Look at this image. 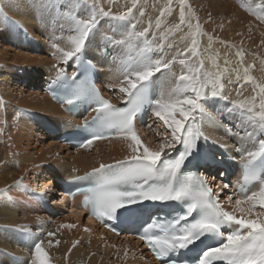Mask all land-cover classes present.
Instances as JSON below:
<instances>
[{
    "label": "bare ground",
    "instance_id": "bare-ground-1",
    "mask_svg": "<svg viewBox=\"0 0 264 264\" xmlns=\"http://www.w3.org/2000/svg\"><path fill=\"white\" fill-rule=\"evenodd\" d=\"M56 1L52 0L48 6L45 0H0V47L5 45L12 46L11 42L15 40L12 49L34 57L30 58L22 54V58L26 63H22L24 65L21 64L19 66L20 70H23V66H25L26 70L33 69V73L36 75L34 78L29 74V77L26 78V74L21 73L16 74V77L12 78L14 77V73L11 70L0 67V140L2 138V142L6 144L7 141L13 142V147L10 145L12 149L9 150L6 149L5 145H1L0 143V223L4 220L3 216L8 214L13 218L11 219L12 223L17 226L12 230L0 229V264H17L11 261L10 254L16 256V260L20 261L18 264H30L35 243L41 240L43 241L42 247L49 258V264H154V261L140 248L138 243L132 242V240L126 237L123 240L113 236L89 220H85V224L82 226L84 219L81 220L80 215L72 210L66 213V215H62L61 221L57 220V218L50 219L45 215L44 210L38 203L30 199L26 192L21 189V185H26L38 192L47 193L50 189L48 188L47 191H44V189L36 187L38 182L41 183V187L46 183L51 188L53 186V178H64L66 174H69L71 167H76L83 171L100 164L124 160L132 155L131 140L123 135H119L106 142H97L84 150L67 151L65 158L54 155L50 159L51 161H48L49 158L47 161H44L47 159L45 156L50 153L52 148L61 151H66V149L53 143L51 137L43 136L39 126L37 127V125L33 124L27 114L19 112V109L36 112L37 114L46 116L48 122L52 118H62L59 109L49 102L44 95H41L40 91L38 93H31L34 91L25 93V91L19 89L23 80L29 81L32 86L39 85L37 83H42V79L48 75V72L54 71L57 74L59 69L66 67L67 62L61 58L57 62L60 63L63 60L62 68H59L55 62L50 61L46 63L45 59H43L46 57L44 53H35L37 52V48L45 47V45L42 42L33 43L35 42V38L39 41L40 33L43 30L40 23L44 25L50 20ZM111 2L110 7H112ZM249 2L251 3V0ZM260 2L253 7L238 9L233 0H184L183 7L186 19L183 24L180 23V1L172 3L171 0L170 12L166 10L169 6V0H141L140 3L136 2L139 7H142L147 12V16L150 15L154 7L160 11V17L154 14L152 18H159L161 20V28L157 29L153 25L149 32V36L155 39L152 44L154 52L150 53L153 58L161 56V52L156 47H158V44H161L163 37L172 34L170 39L165 43L164 48L166 51H169V54L167 53L166 56H162L165 60H171L178 52H182L183 56L180 58H185V64L188 67H192L195 58L189 61L192 56L185 49L190 48L193 39H195L197 43L196 56L206 67L201 68V72L223 73L221 84L223 85V92L227 99H221L218 105L216 103L217 106L214 113L205 106L203 99L201 103L204 105V110L193 114L196 116L198 127L208 137L207 141L201 137V145L203 156H206L210 160L221 162L223 159L222 154L229 153L235 160L245 161L242 159V156L246 157L247 151H255L259 147V143L249 144L252 136L250 137L247 134L238 139L229 138L228 130L225 128L229 125H226L227 122L225 121L231 117L227 116L224 110L228 108L226 105L227 101L230 102L232 108L234 105H232V101L236 104L246 102L242 111H245L249 115L255 114V118H259V92L257 89L254 91L255 86L248 87L245 84V82H249L245 79V71L251 77L250 81H256L259 85H264V28L261 25L258 28L252 22H256L259 18L264 19V12H259V8L256 7ZM161 10H165L163 15L166 18L165 23H163ZM258 13L261 15H258ZM147 16L145 20L149 21L150 18ZM44 17H47L48 20ZM140 17L142 16L140 15ZM189 23L193 25L192 29H189ZM143 24L145 25L142 27ZM143 24H141V29L138 28L139 31L148 25L146 23ZM197 24L199 25V31L196 29ZM12 25L15 26L16 30L19 29L18 33L16 32L18 38L7 39L6 34H10L11 31L9 29L13 30ZM18 25L19 27H17ZM103 25L105 26V23ZM176 25H180V27L176 28ZM99 31L93 33V40L86 43L84 49L86 50L87 58L94 61L96 66H98L101 84L103 81L108 82V91L115 89L118 95L115 98L106 91L107 89L104 90L102 88L104 94L109 96L111 102L120 105L126 97L119 90L122 82L125 80L124 69L131 60L133 63L137 60L138 49L142 46L143 38L137 39L125 36L123 39L120 37L116 40L107 31L101 30L104 33H100ZM124 31L122 29L123 33ZM153 33L155 34L154 36ZM209 36L212 37L211 41L209 40ZM14 37L17 36L14 35ZM28 38L32 39V41L27 44ZM152 38L151 41L153 40ZM109 39L116 41L123 40L124 43L116 44V47L113 49L115 41H110ZM108 40L109 42H107ZM111 42L114 43L111 45ZM47 48L51 49L50 46H47ZM70 49V47H64L65 51ZM247 51L250 53V56L246 54ZM54 55H61V53H54ZM129 57L132 58L129 59ZM71 60H68V63H71ZM103 67L107 69L104 72L105 75L101 70ZM171 69L176 77L181 74H189L187 68L180 65L178 60L171 65ZM41 72L43 73V78L38 80L37 76ZM238 76L239 79L237 78ZM151 79L149 92L153 96L151 97L153 103L149 107V118L157 127L162 128L165 125L155 115L156 105L154 101L160 99L162 94L167 96L177 83L182 84L184 82H179L175 78L170 79L167 69H162V72L156 73ZM229 80H231V83H229ZM11 87L14 88L11 89ZM206 91L207 97L211 95L210 91L203 87L201 88L202 94ZM235 96H239L240 98L235 99ZM253 96H256L257 100L254 113L250 114L246 109L252 104ZM148 97L150 98V96ZM239 110L240 107H238L237 111ZM177 118L179 117L177 116ZM2 121L6 125L4 132L7 138L1 136ZM145 122L137 124L134 131L142 142L143 147H147L150 151H157L160 145H153L149 139H146L149 135L148 132H144V136L141 135L143 126L140 125L145 124ZM166 131L168 132L166 136L170 137L169 140H171L170 129ZM44 137H47V139ZM30 143H35L37 146H39L38 143H48V145L46 147L43 146L40 152L36 154L31 152ZM24 145L26 146L24 147ZM173 149L166 147L164 153ZM140 150L142 151L143 148ZM41 151L45 152L41 153ZM213 151H217L219 154H214ZM238 153H240V156L237 155ZM43 162H50L57 169L53 171L43 169L41 166ZM47 164L49 163L45 165ZM27 175H30V180L24 181L28 178L26 177ZM257 187L255 191H257ZM222 191L224 189L219 186L216 190V195L220 198L222 206L227 212L235 215L237 218H241L242 215L243 218H255L248 217L247 209L249 205L247 203L237 206L235 203L237 198L231 195L227 196ZM55 195L57 196V194ZM229 197H232L231 201ZM60 204L63 203L61 202ZM241 208L245 210L243 214L240 211ZM17 215H24L26 218L18 219L16 218ZM67 225H72V227H66ZM16 228L24 230L32 236L33 247L28 248V246L25 247L24 244L19 243L14 237V230ZM34 228L35 232H32ZM48 233H54V235L50 237Z\"/></svg>",
    "mask_w": 264,
    "mask_h": 264
},
{
    "label": "snow or ice",
    "instance_id": "snow-or-ice-1",
    "mask_svg": "<svg viewBox=\"0 0 264 264\" xmlns=\"http://www.w3.org/2000/svg\"><path fill=\"white\" fill-rule=\"evenodd\" d=\"M180 5V23L183 24L186 19L183 7L184 0H180ZM136 7V0H132L131 7L117 15L102 9L99 13V15L110 17L111 20L122 22L129 38H143L137 60L134 63H129L124 69L125 80L119 89L128 97L126 101L128 106H112L108 100L100 96L94 87H80L64 101L70 106L69 111L71 112V106L84 97H89L94 105L92 110L97 115L93 117L91 124H85V127L90 128L99 124L118 135L125 136L132 142V155L130 157L117 161L115 164H101L90 174L93 186L80 192L84 197L83 207L90 210L91 215L97 219L103 220L107 217V219L112 220L118 209L129 204L144 201L183 202L186 204V210L183 214L174 221L148 224L144 234L139 237L148 245L158 260L164 261L169 256L179 254L182 250L195 244L197 240L214 239L219 236L222 237L220 242L215 246L206 247L200 254L197 264H212L213 260L223 261L225 264H264V177L259 174L261 163L264 162V85H255V88L259 89L260 111L258 120L255 118V114L247 116V120L262 134L258 142L259 147L255 151H247L246 157L242 156V159L245 160L242 174L243 182L247 184L251 180H257L260 182V186L258 191H252L250 195H246L244 200L237 199L235 202L237 206L247 203L249 205L248 217L255 218H243V215L241 218H237L235 215L222 210L204 176L194 173L181 174L180 172L199 139L201 137L206 141L208 139L196 124V116L193 115L204 110L201 101L207 98V91L202 94L201 88L210 91L213 98L227 99L221 84L223 73L201 72L202 62L200 67H195V61L192 67H188L185 64V58H180L183 56L182 52H178L171 60H165L162 56L153 58L150 53L154 48L148 38L152 24L150 22L148 27L143 28V30L134 31L136 24L133 21L136 17L133 14V9ZM256 7L264 12V0H261V3ZM166 10L171 11V0H169V6ZM164 13L165 10H161V16ZM258 15L261 14L258 13ZM72 19L77 33L69 37L72 47L66 51L57 49L61 53L60 58L65 62L73 57L79 59V54L86 47V41L97 27L98 14L94 12L89 19H79L75 16ZM160 27L161 20L157 18L155 28L159 29ZM179 27L180 25H176V28ZM188 27L192 29L193 25L189 23ZM196 29L199 31L198 24ZM209 40H212L211 36H209ZM116 43H124V41L118 40ZM160 50L163 52L162 47ZM185 51L190 56H196L197 43L195 39H193L191 47ZM177 60L180 65L187 68L188 75L175 76L171 65ZM162 69L168 70L170 79L175 78L184 83H177L167 96L162 94L160 99L154 101L156 105L155 115L163 121L167 129H170L171 140L161 142L159 150L150 151L147 147H143L134 131V118L142 106L146 103H153L148 97L151 78L156 73L161 72ZM63 75L62 70H58L56 80L53 83L60 81ZM237 78L239 79V76ZM245 79L246 81L251 80L247 71H245ZM256 100L257 97L253 96L252 104L246 109L248 113H254ZM245 103L234 104L229 111L231 112L237 107L243 108ZM190 119L192 123H189ZM251 135L252 133H249L250 137ZM101 138H105L103 133L93 136L92 139L88 140V143H92L93 139ZM176 145H183V151H180L176 158H167L164 149L166 147L173 149ZM141 148H143L142 151ZM68 195L73 196L76 193H68ZM231 199L232 197H229L230 201ZM257 206L259 211L256 210ZM240 211L243 214L245 210L241 208ZM194 212L198 213V218L189 221L188 218ZM225 224H234L238 227L224 233L221 229ZM66 227H72V225ZM154 227L158 228L162 235L149 234ZM53 235L54 233H48L50 237ZM42 244V240L35 243L30 264H49L48 255Z\"/></svg>",
    "mask_w": 264,
    "mask_h": 264
},
{
    "label": "rangeland",
    "instance_id": "rangeland-1",
    "mask_svg": "<svg viewBox=\"0 0 264 264\" xmlns=\"http://www.w3.org/2000/svg\"><path fill=\"white\" fill-rule=\"evenodd\" d=\"M51 1L52 0H45V2L47 3L48 6L50 5ZM111 1H113V2H111ZM179 1L180 0H172V3H177ZM249 1L250 0H233V3L235 4V6L238 9H244V8H249L251 6L253 7L255 4L260 2V0H251V3ZM110 2L112 4V7H110ZM136 2L140 3L141 0H136ZM131 3H132V1H127V0H57L54 3V9H53V13L51 15L50 20H48L47 17H44V18H46V20H48V22L44 21V22H46L44 25L42 23H40L42 25L43 30L40 33L39 41H37V39L35 38V42H33L34 44H37L38 42H42L45 45V47L37 48L36 49L37 52H35V53H37V54H43L44 53L46 55V57H44L43 59H45L44 61L46 63L50 62V61L51 62H55L59 66V68L60 67L62 68L63 67L62 66L63 60H61L60 63L57 62V60L60 59L61 55H54V53L58 54V51H57L58 48L64 50L65 46L70 47V48L72 47L71 43L69 42L68 35L69 36H73V35L77 34L76 31H75V24H74V21H73L72 17L75 16L76 18H79V19H89L93 15L94 12L96 14H98V24H97L96 29L93 30V32L90 34L89 39H88V41H86V43H89L90 41H92L93 40V38H92L93 37V33H97L99 30H100L99 31L100 33H104L101 30L107 31L110 34V36H112L113 39H116V40L119 39L120 37H122V39L125 38V36L128 37V35H126L127 32H125L126 30H125L122 22L111 20L110 17H103V15H99V13H100V10H101L100 8H102V10L105 11V12L110 11L113 15H117L121 11H126L128 7H131ZM138 3H137V7L133 9V14L136 17V19L133 21V23L136 24V28L134 29V31H139L138 28L141 29V24H143V23H146V25L147 24L149 25V23L151 22L152 26L155 25L156 18H154V19L152 18L154 16V14H156V15H158L160 17V11H158L155 7L151 11L150 15L147 16V12L145 10H143L142 7H139ZM258 11L262 12V10L260 8L258 9ZM141 12H143V15H141ZM140 15L142 17H140ZM146 16L150 18L149 21L145 20ZM162 19L164 21L163 23H165L166 18L163 16ZM144 21H146V22H144ZM252 22L258 28H259L260 25L262 26V28H264V19L263 18H259L258 20H256V22L255 21H252ZM103 23H105V26L103 25ZM161 24H162V22H161ZM144 25L145 24H143L142 27ZM148 25L146 27H148ZM2 27H4V26H2ZM11 27H12L13 30L9 29L11 31L10 34L7 35L4 32L6 34V38L7 39L18 38V34L17 33H18L19 29L16 30L14 25H12ZM17 27H19V25ZM122 29L125 30L124 33L122 32ZM13 33L17 37H14ZM118 35H119V37H118ZM171 35L169 34V35H166L165 37H163V39L161 40V44H158V47H156V48L159 49V52H161L160 48L161 47L163 48V52L160 53L161 56H164V55L166 56L167 53L169 54V51H166L164 47H165L166 41L168 39H170ZM40 38H43V39H40ZM151 38L152 37L149 36V40L150 41H151ZM113 39L112 40L109 39V40L110 41H115V43L114 42L110 43L111 45L114 43L113 44V45H115L113 47V49H114L116 47V44H118V43H116V40H113ZM109 40L107 42H109ZM154 40L155 39H153L151 41L152 44H153ZM31 41H32V39L28 38L27 44L30 43ZM13 42H15V40L11 42L12 46L14 45ZM54 45H55V47H54ZM12 46L5 45V46H3L5 48L0 47V67H2V68L5 67V68H8V70H11L14 73L13 74L14 77H12V78H15L16 74H21V73H23V74L25 73L26 74V78L29 77L28 76L29 74L31 75V77L35 78L36 75L33 73V69L26 70L25 66H23V70H20V68H19V66H21L22 63H26V61H24L23 58H22V54H23V56H27V57H30V58H32L33 56L32 55H27L24 52L16 51L15 49H12ZM47 46L48 47L50 46L51 49H48ZM107 48H108V46H107ZM3 50H7V51H3ZM153 52H154V50H153ZM246 54L248 56H250V53L248 51L246 52ZM15 55H17V56H15ZM112 55H113V50H112ZM17 57H20L21 59L17 58ZM131 58L132 57H129V59H131ZM194 58H195V67H200L201 62L198 59V56L190 57L189 61L194 60ZM110 59H111V57H110ZM107 61H108V59H107ZM67 63H68V61H67ZM130 63H133V61L131 60ZM22 65H24V64H22ZM204 67H205V64H203L202 68H204ZM50 69H51V67H50ZM101 70H102V73H104V72H106L107 69L105 67H103ZM248 72H249V70H248ZM42 74L43 73L41 72V74L37 76L38 80L39 79L41 80L43 78ZM50 74H54V71L51 72ZM104 75H105V73H104ZM43 79H42V84L44 83ZM35 80H37V79H35ZM23 81H21V86L19 87V89H22L23 91H25V93H27L28 91L29 92L34 91V92H31V93H38L39 92L38 89H35V86H36V88H38V86L41 85V83L38 82L37 84H39V85H34V89H31L33 87L31 85V83L29 81H27V80H23ZM34 81H32V82H34ZM122 81H123V79H122ZM245 84L248 87H253L255 85H259L256 81H254V82L253 81L245 82ZM107 86H108V82L103 81L102 82V88H104V90L107 89L106 91H108L109 87H107ZM13 88L14 87H11V89H13ZM255 89H257L258 92H259L258 88H255ZM110 90L111 91H108V92L111 94V96L116 98V96L118 95V94H116V90L115 89L114 90L110 89ZM238 97L235 96V99H238ZM220 102H221L220 98H218V97L213 98L211 95H209L206 99H204L205 106L207 108H209L212 113L215 112V108H216V106L218 104H220ZM216 103H217V105H216ZM226 103L225 104L228 106V108H225L224 111H225V113H227V116L231 117V118H227V121H225V122H227L226 125H229L228 127H225L228 130L229 138L238 139L239 137H241L243 135H246V134L249 135V133H252V135H251L252 139L250 140L249 144L258 143L259 139L262 136V134H261V132L258 129L254 128L252 126V124L247 120L246 116H248L249 114H246L245 111H242L243 108H240V110H239L240 112L237 111L238 107H237V109H234L233 112L232 111L230 112L229 109L232 108L231 105H230V102L227 101ZM231 103H232V105L236 104L233 101ZM12 105H15V104H12ZM15 107H18V106H15ZM242 112H243V115H241ZM9 120H10V118H9ZM225 122H224V124H225ZM146 123H147V125H145ZM145 124H143L145 126L142 127L143 131L141 132V135L144 136V134L146 132H148L149 135L147 136L146 139L147 140L149 139V141H151L153 143V145L155 144L156 146L157 145L159 146L161 142H163L165 140H169L170 137L164 135V133H168L166 131L167 129L165 127H162V128L161 127H157V125H155L153 122H151L150 118L147 120V122H145ZM4 137L7 138V136H4ZM2 141H3V139L1 138V140H0L1 145H5L6 149H8V150L12 149V147H13V142L12 141L5 140V141H7V144L3 143ZM232 143H234V142H232ZM38 144H39V146H37L35 143H30L31 148H32L31 149L32 153H36L37 154L38 152H40V149L43 146L46 147L48 145V143H43V144L42 143H38ZM25 146L26 145H24V147ZM53 150H56V149L52 148L50 153L45 156V157H47V159L44 160V161H47L48 158H49L48 161H51L50 159L54 155H56L58 157H61V158H65L66 157V154H67L66 151H61L59 149L56 150V151H53ZM43 152H45V151H41V153H43ZM213 153L214 154H219V152H217V151H213ZM237 155L240 156L239 154H237ZM245 156H247V152H246ZM220 157H222V156H220ZM46 163L51 164L50 162H43L42 165H41L43 169H47V166L49 164L45 165ZM29 176L30 175H27L26 177H28V178H26L27 180L25 179L24 181H29L30 180ZM52 183H53V186H55L54 181ZM46 186L47 185L45 183L44 186L41 187V183L38 182L36 187H38V188L40 187V188L44 189V191H47L48 188L51 189L49 186H47V187ZM227 191H222V193H225L227 196H230V195L233 196L232 194H230ZM11 202H12V200H11ZM54 209H56V208H54ZM256 210L259 211L260 209L257 208ZM3 218H4L3 222L0 223V229L12 230L13 228L17 227L15 224L12 223L11 219H13V218L10 217L8 214L4 215ZM16 218L25 219L26 217L24 215H17ZM61 219H62V217H60L59 219L57 218V220H60V221H61ZM82 224H83L82 226H84L85 221L82 222ZM16 229H19V228H16ZM32 232H35V228L32 229Z\"/></svg>",
    "mask_w": 264,
    "mask_h": 264
}]
</instances>
